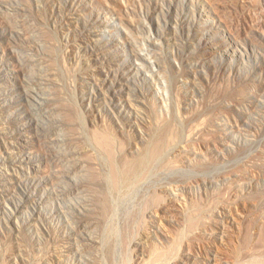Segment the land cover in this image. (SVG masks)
<instances>
[{"label": "rangeland", "instance_id": "obj_1", "mask_svg": "<svg viewBox=\"0 0 264 264\" xmlns=\"http://www.w3.org/2000/svg\"><path fill=\"white\" fill-rule=\"evenodd\" d=\"M0 264H264V0H0Z\"/></svg>", "mask_w": 264, "mask_h": 264}, {"label": "bare ground", "instance_id": "obj_2", "mask_svg": "<svg viewBox=\"0 0 264 264\" xmlns=\"http://www.w3.org/2000/svg\"><path fill=\"white\" fill-rule=\"evenodd\" d=\"M105 143H107V142H105ZM108 144H109V141H108ZM142 164H143V159L138 161L132 167V169L129 172H127L125 174L116 175V179L118 180L117 181L118 184H117V186H115V190L114 191L112 190L109 193L112 196L113 199L111 201L110 198H109V195H107V197L105 199L106 214H107L106 217H108L109 215L110 216L112 215V217H113L112 221H110L109 224H108L109 227H108V230L105 233V238H104L105 247L107 248L106 253L109 256L113 257L114 253L115 252L117 253V251H115L116 245L118 243L117 242V240H118V236H117V232H118V224H117L118 221L117 220L118 219L117 218H120L118 216V214H119V205H118V203H120L123 206V208H124L123 217L127 218V220H128L131 217L132 213H133L132 204H134V203L131 202V200H133V199H131V196H134V195H132V194L135 193L134 191H138L136 189L137 185L140 186L139 184H137V182H139V180L137 181V179H139L137 177V175H138V171L137 170H138V168L140 166H142ZM119 183L122 185V188L119 186ZM143 194H145V192ZM115 215H117V217H115ZM116 224H117V226H116ZM118 241H120V240H118ZM122 242H124V241L122 240ZM126 263H127V261H126Z\"/></svg>", "mask_w": 264, "mask_h": 264}]
</instances>
